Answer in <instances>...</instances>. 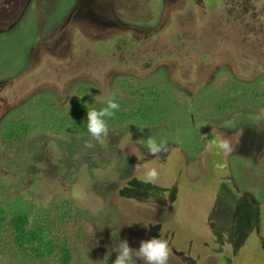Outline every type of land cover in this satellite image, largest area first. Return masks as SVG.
Returning <instances> with one entry per match:
<instances>
[{"label":"rangeland","instance_id":"374dc122","mask_svg":"<svg viewBox=\"0 0 264 264\" xmlns=\"http://www.w3.org/2000/svg\"><path fill=\"white\" fill-rule=\"evenodd\" d=\"M110 96L124 119L86 148L68 131ZM20 118L24 146L0 139L8 209L72 204L101 264L159 236L169 264H264V0H0V136ZM148 136L170 151L148 154Z\"/></svg>","mask_w":264,"mask_h":264},{"label":"trees","instance_id":"16d2710c","mask_svg":"<svg viewBox=\"0 0 264 264\" xmlns=\"http://www.w3.org/2000/svg\"><path fill=\"white\" fill-rule=\"evenodd\" d=\"M51 106L57 108L54 102H51ZM223 107L224 105L221 106ZM136 115L145 116L144 106H141ZM147 116H155L153 109ZM152 117L150 120L154 123L163 119L161 115ZM123 119L124 114L116 112L109 120L115 122ZM86 121L87 116H75L73 124L80 130L70 129L68 132L87 133ZM32 129L33 125L25 118L11 120L3 128L0 139L8 148L19 149L33 136ZM244 202L249 207L250 215H256V208L242 195L238 198L237 209H241ZM74 214L75 209L70 203L60 205L55 202L24 210L19 205L8 209L6 203L0 200V261L17 263L21 260L26 264H101L98 262L100 250H94L91 246L94 237L90 236L83 222L79 223L74 218ZM225 261V264L230 263L229 260Z\"/></svg>","mask_w":264,"mask_h":264},{"label":"clouds","instance_id":"9594fccd","mask_svg":"<svg viewBox=\"0 0 264 264\" xmlns=\"http://www.w3.org/2000/svg\"><path fill=\"white\" fill-rule=\"evenodd\" d=\"M104 106L99 109L92 107L87 108V133L91 140L85 141L86 148H93L95 145L92 141L103 143L104 138L108 136L109 127L106 118L110 119L115 116L120 109V105L115 102V97L110 96L103 101ZM148 154L154 157H160L162 153H168L170 147L166 138L148 136L144 142ZM216 148L225 156L230 155L234 151V147L228 138H221L216 141ZM135 155V151L132 153ZM137 169H142V182L145 184L155 185L159 179V170L152 166L150 161L136 165ZM111 252L116 253V257L112 264H169L170 248L169 243L162 237H151L150 239L141 240L138 248L130 247L126 239L119 240V243L112 246ZM111 254V253H110ZM109 254V255H110Z\"/></svg>","mask_w":264,"mask_h":264}]
</instances>
